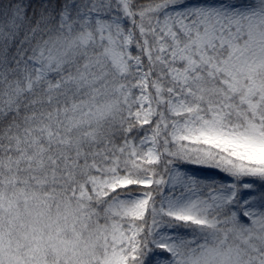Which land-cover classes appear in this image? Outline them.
<instances>
[{
    "label": "snow or ice",
    "instance_id": "6c2138e0",
    "mask_svg": "<svg viewBox=\"0 0 264 264\" xmlns=\"http://www.w3.org/2000/svg\"><path fill=\"white\" fill-rule=\"evenodd\" d=\"M0 264H264V0H0Z\"/></svg>",
    "mask_w": 264,
    "mask_h": 264
}]
</instances>
